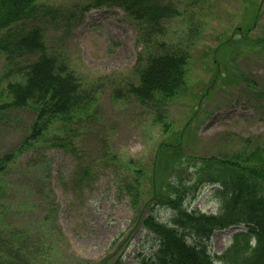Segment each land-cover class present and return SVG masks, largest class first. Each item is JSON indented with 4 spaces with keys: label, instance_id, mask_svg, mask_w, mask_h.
<instances>
[{
    "label": "rangeland",
    "instance_id": "obj_1",
    "mask_svg": "<svg viewBox=\"0 0 264 264\" xmlns=\"http://www.w3.org/2000/svg\"><path fill=\"white\" fill-rule=\"evenodd\" d=\"M92 2L38 0L55 11L35 22L47 52L95 99L82 123L75 120L65 134L59 123L51 130L65 148L56 140L28 151L5 178L9 199L0 211V253L17 252L11 262L3 257L7 264H98L110 257L143 264L157 242L142 227L149 212L133 207L125 188L130 181L122 184V175L134 180L143 170L147 196L165 144H180L184 156L195 159L264 155V50L243 46V34L255 43L264 40V0H174L179 14L156 37L160 48L146 43L139 24L121 9L87 12ZM173 51L189 58L186 93L162 107H142L128 94L138 83L139 59ZM14 66L0 54V106L9 102L7 84L20 76ZM34 121L31 111H3L0 155L17 152ZM218 190L201 189L185 207L216 214ZM153 214L171 224V210L158 207ZM237 232L214 233L210 255L225 253Z\"/></svg>",
    "mask_w": 264,
    "mask_h": 264
},
{
    "label": "trees",
    "instance_id": "obj_2",
    "mask_svg": "<svg viewBox=\"0 0 264 264\" xmlns=\"http://www.w3.org/2000/svg\"><path fill=\"white\" fill-rule=\"evenodd\" d=\"M172 2L93 0L86 11L121 9L139 24L146 43L160 48L156 37L164 36L166 23L179 14L178 4ZM43 14L54 15L55 11L40 5L38 0H0V54L15 65L13 73H20L7 84L5 93L9 102L0 106V114L27 110L35 116L31 132L19 150L0 155V211L6 209L4 201L9 199L8 193L5 194V178L13 174L18 158L41 146H53L56 140L61 141L57 147L65 148L63 140L51 130L57 123L60 132L75 120L82 123L95 99L92 90L86 89L74 73L47 52L44 33L35 25ZM257 18V15L253 18L256 24ZM246 37L243 34V46L247 42L264 50V40L255 43ZM188 59L186 53L174 51L141 57L136 68L138 83L129 86L128 94L142 107L164 106L186 93ZM164 146V152L155 159L152 190L147 196L141 191L143 170H137L138 178L134 180L127 172L120 177L122 184L128 182L126 179L130 181L125 188L133 207L142 209V213L149 212L145 217L142 215V227L157 242L152 257L143 264H264V155L254 152L249 158L246 154H234L230 158L195 159L185 157L180 144ZM208 186L220 189L216 214L187 210L186 202L194 200L197 192ZM158 207L172 211L171 224L157 221L153 213ZM232 227H244V231L234 235L233 245L225 253L210 255L209 243L214 233ZM4 253H0L1 264H7L3 257L10 262L17 257V252ZM109 259L113 260L105 258L98 264H110ZM113 264L124 263L120 258Z\"/></svg>",
    "mask_w": 264,
    "mask_h": 264
}]
</instances>
